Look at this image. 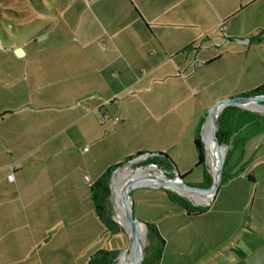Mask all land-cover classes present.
<instances>
[{
	"label": "crops",
	"instance_id": "0c3cea01",
	"mask_svg": "<svg viewBox=\"0 0 264 264\" xmlns=\"http://www.w3.org/2000/svg\"><path fill=\"white\" fill-rule=\"evenodd\" d=\"M87 1L65 0L42 40L0 38V264L110 250L89 183L139 153L166 152L168 175L175 163L205 187V109L264 84V0ZM232 107L225 181L205 211L174 190H132L134 215L165 241L156 263L161 238L147 234L145 264H264V113ZM104 112L121 121L101 124Z\"/></svg>",
	"mask_w": 264,
	"mask_h": 264
},
{
	"label": "water",
	"instance_id": "95a60500",
	"mask_svg": "<svg viewBox=\"0 0 264 264\" xmlns=\"http://www.w3.org/2000/svg\"><path fill=\"white\" fill-rule=\"evenodd\" d=\"M46 38V35L44 36H40L38 38V40H42ZM24 49L22 47H18L14 53L17 56H22L24 54ZM255 102L256 104L259 105H264V94H259V95H246V96H235V97H230V98H222L219 101L215 102L213 104L212 107H210L207 116L205 117V120L203 122V126H202V130H201V139L204 143V148H205V153H206V159H205V164H208L207 159H208V153H207V149H206V143L204 140V137L202 135V131L204 130V127L206 125L207 119L210 116H213L215 113H217V118L218 116H220V114L218 115L219 110L221 109L223 111V109L229 106H237L240 108H246V109H250L249 107H247L246 105H248L249 103ZM264 113V112H262ZM216 122V123H215ZM216 127V128H215ZM217 130H218V126H217V119L214 120V127L213 130L211 132V136L213 138V141L215 143L214 147L217 150L218 153V165H219V169L218 172L216 174H212V178H213V184L211 187H194L193 185L189 184L188 182H186L185 177L183 175L180 174V170L178 169V167L176 166L175 163H173L174 167H175V172L173 173V176H170L166 173V171L162 168H160L157 164V167L159 168V170H161L162 172V177H155V176H151V175H147L145 174V176L142 179L139 180H135L132 185L129 186L128 190L125 192L124 198L121 199L122 205L124 207H126L125 213L123 214L125 219L131 223L135 225V239L137 237V233L139 228H141V226L145 227V239L147 238V223H145L144 221L136 218V216L134 215V210H133V206H132V202H131V192L133 189L135 188H141V187H151V188H165V189H170V190H174L177 191V187H180L183 190H187V191H199V192H208V194L210 195V200L207 202H194L193 198H191L189 195H187V197L191 200V202L193 203V206H197V207H203V206H209L211 204V202L214 201L219 188L221 187V184L223 182V174H224V169H225V159H226V149L224 147V143L220 142L218 134H217ZM147 157H154V156H166L165 153L162 152H147L146 153ZM141 156V155H140ZM143 159H139V156H134L133 158L127 160L126 162L122 163V165H120L116 170L113 171L112 174V180L114 179L115 174L125 168H130L133 166V164L135 163H141ZM143 166H140L139 168L142 169ZM138 171V170H137ZM111 193L113 196V187L111 186ZM129 201L130 202V207L128 209L126 202ZM115 203V202H114ZM116 205V204H115ZM129 242L132 239V236L129 235ZM128 242V244H129ZM128 244L126 245V247L121 251L120 255L126 251L128 249ZM142 243L139 241L138 243V248H140L137 253H136V257H134V263L133 264H139V253L141 251V255H145V251H144V245L141 248ZM118 256V258H119ZM144 257V256H143ZM142 257V259H143Z\"/></svg>",
	"mask_w": 264,
	"mask_h": 264
},
{
	"label": "rangeland",
	"instance_id": "374dc122",
	"mask_svg": "<svg viewBox=\"0 0 264 264\" xmlns=\"http://www.w3.org/2000/svg\"><path fill=\"white\" fill-rule=\"evenodd\" d=\"M64 1L65 0H0V38H4V39L6 38L7 41H12L13 44L26 43L30 38H33L39 32L41 31L43 32L44 30H46V27L49 26L51 20L61 15L62 5ZM66 1H70V0H66ZM72 1L76 2V4L80 2V0H72ZM85 1L88 2L87 0ZM44 35L45 33L44 34L41 33L37 35L36 39ZM220 99L222 98H219L217 101H219ZM214 103L215 102L211 103L210 107H212ZM210 107H208V109H205V111L208 112ZM202 126H201V130H202ZM201 130H199L198 133L200 137H201ZM224 147L226 148V152H227L228 149L226 147V144H224ZM148 152H152V151L150 150ZM156 152H162L166 154V152L163 151H156ZM139 167L140 165L138 166L137 164H134L132 167L128 168L125 178L130 179L132 176H134L132 174L134 173L138 174ZM204 167H206V169L209 172V175L212 178L211 175L212 172L209 164H205ZM204 167H202L201 170L203 174L206 173ZM119 173H121V170L119 171ZM141 175L142 177L145 176L143 172H141ZM202 177L204 178V175ZM211 180H212L211 183L212 186L213 178ZM192 185L194 187L198 186V184H192ZM177 189L182 194L180 195V193L175 191L176 194H178L180 197L186 198L191 202V200L187 197V195H184V192L181 189L179 188ZM113 199H114V193L113 196L110 198V203L112 206L113 220L117 223V227H116L117 231H113L110 234L111 247L109 248H111L110 250H118L121 253V251L128 244L130 238L127 230L125 229V226L121 224V222L118 220V216H117L118 210ZM139 237H140V242L143 243V239H142L143 233H141V231L139 233ZM148 243L149 240L147 237L146 243L144 244L145 252ZM143 256L145 255L142 254L141 257H139L137 260L142 259ZM118 263H119V258L117 256L116 264Z\"/></svg>",
	"mask_w": 264,
	"mask_h": 264
},
{
	"label": "trees",
	"instance_id": "16d2710c",
	"mask_svg": "<svg viewBox=\"0 0 264 264\" xmlns=\"http://www.w3.org/2000/svg\"><path fill=\"white\" fill-rule=\"evenodd\" d=\"M6 39V38H5ZM259 95V94H264V84L261 85L258 89H253L242 96L246 95ZM234 107L229 106L225 107L223 111L220 113V116L217 118V134L219 137L220 142L227 144V141L229 139V130H228V117H225V114L230 111ZM199 133V132H198ZM195 147L198 153V158H197V166L204 165L205 166V159H206V153H205V148H204V143L201 139V137L198 135L195 138ZM145 153H139L138 156L143 155ZM228 154L229 152L227 151V156L225 159V164L226 160H228ZM133 157V156H132ZM132 157L128 158L131 159ZM158 157H149L146 161L142 163V165L147 164L148 162H152L154 164H157L159 167H161L159 161L157 160ZM121 164H118L114 167H111L110 169L108 168L107 170L104 171V173L96 180L95 183H92L91 185V190L93 194V204L96 210L97 215L100 217V219L106 224V228L110 231H117V223L113 220L112 217V206L110 203V198L112 197L111 193V186H113V180H112V174L113 171L116 170ZM165 170V169H164ZM166 171V170H165ZM225 174V173H224ZM223 174V183L225 181V175ZM211 176L209 175L208 170L206 169V173H204V183L202 186L205 187H211ZM173 198L177 200L180 204L181 207L186 209L189 213H192L193 215L199 214L203 211H205L207 206L203 207H197L193 206V204L187 200L186 198L180 197L178 194H173ZM148 229H147V234L150 233L151 231L158 233L157 228L153 227L149 223H147ZM159 235V233H158ZM161 238V243L158 247L157 250V255L156 258H154V262L158 263L159 259L161 258L162 255V250L163 246L165 244V241L163 238L159 235ZM148 245L146 247L147 251ZM120 251L118 250H106V249H100L98 250L94 255L90 256L88 264H116V259L117 256H119ZM146 260L142 259L139 260V264H145Z\"/></svg>",
	"mask_w": 264,
	"mask_h": 264
},
{
	"label": "bare ground",
	"instance_id": "6f19581e",
	"mask_svg": "<svg viewBox=\"0 0 264 264\" xmlns=\"http://www.w3.org/2000/svg\"><path fill=\"white\" fill-rule=\"evenodd\" d=\"M249 108H253L254 110H259V111H264V105H259L256 104L255 102L249 103L248 105H246ZM222 112V110L220 109L218 112V115ZM217 119V113H215L213 116H210L207 119L206 125L204 127V130L202 131V135L204 137L205 140V145H206V149H207V153H208V159L207 162L210 166L211 172L212 174H216L218 172L219 169V165H218V153L216 148L214 147L215 143L213 141V138L211 136V132L213 130L214 127V120ZM216 123V122H215ZM216 128V127H215ZM128 168L122 169L121 173H119V171L115 174L114 179H113V192H114V202L117 206V216H118V220L121 222V224H123L125 226V229L127 230L128 234L132 236L131 241L128 244V249L126 251H124L121 256H119V263L118 264H133L134 263V257H136V253L139 250L138 248V243L140 241V237H139V233L141 231V233H143L144 236V226H141V228H139L138 233H137V237L135 239L134 237V233H135V225L129 223L125 217H124V213L126 210V207H124L122 205L121 199L124 198L125 192L128 190L129 186L132 185V183L135 180H139L142 179V175L141 172H143V170H139V173H134L130 179H126V173H127ZM144 173V172H143ZM179 189H181L180 187H177ZM185 195H189L191 198H193L194 202H207L210 200V195L208 194V192H199V191H187V190H183L181 189ZM126 205L129 209L130 207V202L127 201ZM142 235V234H141ZM143 238V237H142ZM140 254V253H139Z\"/></svg>",
	"mask_w": 264,
	"mask_h": 264
},
{
	"label": "built area",
	"instance_id": "2783aa9c",
	"mask_svg": "<svg viewBox=\"0 0 264 264\" xmlns=\"http://www.w3.org/2000/svg\"><path fill=\"white\" fill-rule=\"evenodd\" d=\"M220 28V32L223 34V35H226L225 33V30H226V26L225 24L222 22L219 26ZM201 65V64H200ZM108 121L114 123V124H118L120 121H121V118L119 116H112L110 113H107V112H104L100 118V122L101 124H106ZM226 149V148H225ZM88 150V147L85 148V151ZM144 160L141 162V163H135L137 164L138 166H143L142 169L141 168H138V170H143L144 174H147V175H151V176H155V177H162V171L159 170V168L157 167L156 164L152 163V162H148L147 164H144L142 165V163L144 161H146L149 157H147L146 153L139 156V159H143ZM134 165V164H133ZM161 168V167H160ZM163 169V168H162ZM9 179L10 180H13V175L11 174L9 176ZM86 180L90 182V177L86 176ZM89 185L91 186L92 185V182L89 183ZM177 192L180 193V191L177 189ZM182 193H180L181 195ZM185 195V194H184Z\"/></svg>",
	"mask_w": 264,
	"mask_h": 264
}]
</instances>
